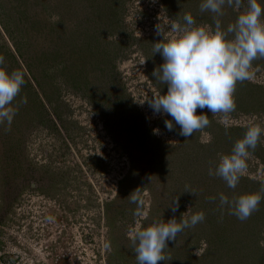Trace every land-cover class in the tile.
Wrapping results in <instances>:
<instances>
[{"label":"rangeland","instance_id":"obj_1","mask_svg":"<svg viewBox=\"0 0 264 264\" xmlns=\"http://www.w3.org/2000/svg\"><path fill=\"white\" fill-rule=\"evenodd\" d=\"M21 1L0 0V55L26 80L10 130L0 125V264H137L136 231L201 211L160 264H264V200L245 221L219 201L261 191L264 136L236 189L209 175L250 125L264 127V58L237 83L236 109H204L209 126L185 138L147 103L167 93L152 75L164 63L155 26L190 13L214 28L201 0ZM246 8L225 6L223 27Z\"/></svg>","mask_w":264,"mask_h":264},{"label":"clouds","instance_id":"obj_2","mask_svg":"<svg viewBox=\"0 0 264 264\" xmlns=\"http://www.w3.org/2000/svg\"><path fill=\"white\" fill-rule=\"evenodd\" d=\"M246 2L247 8L226 29L219 19L224 15L225 6L240 9L244 0H201L200 12L212 14L214 28L196 26L190 13L183 16V24L173 21L169 26L161 23L155 26L156 35L162 39L154 43L153 52L154 55L159 53L164 63L152 75L167 85V93L155 96L147 103L154 115L172 118L164 121L169 132L179 126V136L191 137L210 124L209 117L203 114L204 109L213 115L229 114L236 109L234 93L237 83L251 80L253 61L264 58V0ZM167 27L179 35L166 40ZM25 83V73L22 70L9 72L5 57L0 55V125L6 124L9 130L19 108L14 102ZM27 102L26 96L20 101L21 104ZM197 109L202 114L197 115ZM154 133L159 134V129H154ZM262 136L264 127L250 125L243 138L234 143L231 154L220 155L215 170L209 168V175L220 177L228 188L236 189L247 170V160ZM138 189L128 196L129 201L137 205L136 216L142 215L143 205ZM186 192L196 195L195 192ZM261 193H264V186L260 192L243 194L231 200L221 193L220 206H227L231 215L245 221L258 211L264 200ZM209 199L214 201L215 197ZM178 208L176 199L171 209L175 212ZM205 218L202 211L189 218H183L182 214L179 221L175 218L167 222L154 221L151 226L136 231L132 244L137 264H160L166 259L163 253L168 242L176 241L184 229L195 227Z\"/></svg>","mask_w":264,"mask_h":264},{"label":"trees","instance_id":"obj_3","mask_svg":"<svg viewBox=\"0 0 264 264\" xmlns=\"http://www.w3.org/2000/svg\"><path fill=\"white\" fill-rule=\"evenodd\" d=\"M19 2H20V4H22V1L21 0H18ZM20 7V6H19ZM10 59H11V61L13 62V63H15L16 64V66H18V63H17V61L15 60V58H14V56L12 55V57H10ZM14 64V65H15ZM19 66H18V70H19Z\"/></svg>","mask_w":264,"mask_h":264}]
</instances>
